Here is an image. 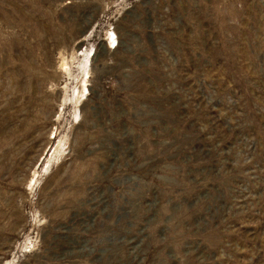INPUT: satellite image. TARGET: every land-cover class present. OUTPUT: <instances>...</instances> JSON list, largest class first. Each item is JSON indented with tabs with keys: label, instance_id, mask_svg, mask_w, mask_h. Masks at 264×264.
Wrapping results in <instances>:
<instances>
[{
	"label": "rangeland",
	"instance_id": "1",
	"mask_svg": "<svg viewBox=\"0 0 264 264\" xmlns=\"http://www.w3.org/2000/svg\"><path fill=\"white\" fill-rule=\"evenodd\" d=\"M0 264H264V0H0Z\"/></svg>",
	"mask_w": 264,
	"mask_h": 264
}]
</instances>
